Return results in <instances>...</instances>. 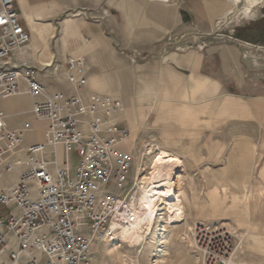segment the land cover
<instances>
[{
    "label": "crops",
    "instance_id": "obj_1",
    "mask_svg": "<svg viewBox=\"0 0 264 264\" xmlns=\"http://www.w3.org/2000/svg\"><path fill=\"white\" fill-rule=\"evenodd\" d=\"M239 1L17 0L30 43L15 55L16 60L34 67L50 91L70 94L65 59L85 56V96L109 94L124 101L125 110L117 121L132 137L128 150H123L136 158L138 139L155 142L165 150L157 153L180 161L181 171L213 173L205 197L175 199L183 219L213 228L207 221L222 218L207 211L212 206L245 202L256 213L263 205L264 42L201 38L196 42L204 49L195 46L181 51H164L159 44L171 33L190 34L200 25H214ZM183 12L190 21L184 20ZM34 101L29 95L0 97V110L9 115L8 128H20L25 122L32 126V131L23 133L24 146L43 141L47 127L28 114ZM58 156L60 161L66 158L62 147ZM17 177L18 171L0 172V186L11 185ZM223 184L230 186L229 194L220 190ZM250 188V196L239 192ZM186 207L208 213L196 215ZM245 213L234 216L237 223H244V237L264 242L258 238L264 236V227L261 231L255 219L248 223ZM251 226L257 231L251 232Z\"/></svg>",
    "mask_w": 264,
    "mask_h": 264
},
{
    "label": "built area",
    "instance_id": "obj_2",
    "mask_svg": "<svg viewBox=\"0 0 264 264\" xmlns=\"http://www.w3.org/2000/svg\"><path fill=\"white\" fill-rule=\"evenodd\" d=\"M201 38L199 32L171 33L159 46L204 49L196 42ZM29 43L17 0H0V97L31 96L35 101L28 114L47 123L43 141L24 146L23 133L32 131L31 124L10 129L9 115L0 110V172L18 171L14 183L0 186V264H92V245L118 239V228L139 215L136 158L121 148L132 133L117 121L125 104L119 96H85V56L65 59L73 92L50 91L34 67L16 60ZM158 148L148 144L141 159ZM83 227L89 235L80 233ZM182 240L199 264H240L242 239L226 228L194 223Z\"/></svg>",
    "mask_w": 264,
    "mask_h": 264
},
{
    "label": "rangeland",
    "instance_id": "obj_3",
    "mask_svg": "<svg viewBox=\"0 0 264 264\" xmlns=\"http://www.w3.org/2000/svg\"><path fill=\"white\" fill-rule=\"evenodd\" d=\"M250 10L251 14L248 13ZM204 27L208 29H205ZM196 32L202 34L203 39L207 42L210 40L228 43H237L239 40H249L251 42L257 41L259 38L264 36V0H240L234 4L229 13L223 15L218 21H216L214 25H200L196 29ZM262 42H264V39H262ZM134 137L130 145L131 149L134 148ZM148 144H154L158 146V151L163 150L160 148L158 143L140 142V139H138L137 156L133 169L134 176L140 175V178H142L149 168L152 160L151 157L142 159L140 157L141 152L146 149ZM121 148L128 150L127 143L123 144ZM157 152H152V156ZM71 160L72 163H75V165L77 164L76 158L72 157ZM137 166H140V169L141 167H145V171L143 173L142 170L136 171ZM175 171L176 177L174 178V186L176 200H179L178 198L181 196L186 199L189 197L203 198L206 196V192L208 193L210 191L212 186L210 183V178H212L213 173H186L185 171H181V169L178 168ZM128 187L129 186H127V188ZM229 188V185L223 184L221 185L220 190L222 193L229 194L231 191ZM251 191L252 189L250 188L239 192H244V195L250 196ZM139 194L140 193H138V196ZM260 200V203L263 205L260 206L256 213L252 212L251 203H249L246 207L245 202L243 204H239L238 206H212L213 210L212 208L207 210L210 213H214L215 211L218 213L219 218H222L221 220L218 219L215 221H207L208 223L213 224L214 227L226 228L231 233L236 234L238 238L242 239V245L237 253L240 264H264V242H254V240L248 236L245 238L243 233L247 231L243 228L244 223H237L234 219L236 214L242 213L244 211L248 212L245 213L246 216H248V223H251L255 219L260 225L261 231H263L264 195L260 198ZM186 208L189 213L191 212L196 215L199 213H208L199 207ZM167 218L168 215L166 213V207L163 205L161 207L160 216L157 223L158 230L154 236L149 239L141 255L139 254V250L131 247L128 243H124L123 240H120L119 238L111 242H95L92 245V264H134L135 262V264L138 262L141 264H199L197 255L188 247L187 243L182 240V237L188 233L190 227L194 223L200 222L183 219L181 224L172 226L168 224H162ZM240 219H242L241 215ZM159 229L162 231H159ZM80 233L89 235L88 230L84 227L81 228ZM158 233H160V235H157ZM258 238L264 240L263 235H260Z\"/></svg>",
    "mask_w": 264,
    "mask_h": 264
},
{
    "label": "bare ground",
    "instance_id": "obj_4",
    "mask_svg": "<svg viewBox=\"0 0 264 264\" xmlns=\"http://www.w3.org/2000/svg\"><path fill=\"white\" fill-rule=\"evenodd\" d=\"M179 164L180 161L177 158L159 152L152 158L147 172L142 178H138L140 181V194L135 203L139 212L138 219L131 224H123L118 229H120L119 239L139 250L140 255L149 239L158 230L157 223L163 205L166 207L168 218L162 224L172 226L183 222L182 207L175 200L174 186L175 170ZM159 231L162 230L159 229ZM250 231H257V229L251 226ZM157 235H160V233ZM137 264L141 263L138 262Z\"/></svg>",
    "mask_w": 264,
    "mask_h": 264
},
{
    "label": "water",
    "instance_id": "obj_5",
    "mask_svg": "<svg viewBox=\"0 0 264 264\" xmlns=\"http://www.w3.org/2000/svg\"><path fill=\"white\" fill-rule=\"evenodd\" d=\"M183 17H184V20L187 22V21H190V16L188 13H185L183 12Z\"/></svg>",
    "mask_w": 264,
    "mask_h": 264
},
{
    "label": "flooded vegetation",
    "instance_id": "obj_6",
    "mask_svg": "<svg viewBox=\"0 0 264 264\" xmlns=\"http://www.w3.org/2000/svg\"><path fill=\"white\" fill-rule=\"evenodd\" d=\"M262 39H264V36H262L261 38H259L257 41H262Z\"/></svg>",
    "mask_w": 264,
    "mask_h": 264
}]
</instances>
